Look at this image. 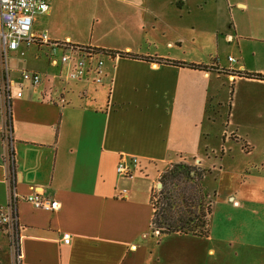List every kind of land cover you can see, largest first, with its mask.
Segmentation results:
<instances>
[{
    "label": "crops",
    "instance_id": "crops-1",
    "mask_svg": "<svg viewBox=\"0 0 264 264\" xmlns=\"http://www.w3.org/2000/svg\"><path fill=\"white\" fill-rule=\"evenodd\" d=\"M127 4L123 32L151 41L108 47L133 56L109 58L103 82L68 78L71 64L52 65L46 46L31 44L33 60L9 67L15 79L20 70L43 75L23 83L8 110L0 97V205L17 193L18 264H264V77L255 76H264V0ZM20 45L12 51L22 55ZM129 155L140 168L117 174ZM177 162L204 170L211 210L202 235L152 229L151 194ZM35 191L59 207L23 200ZM15 260L0 234V264Z\"/></svg>",
    "mask_w": 264,
    "mask_h": 264
},
{
    "label": "built area",
    "instance_id": "built-area-1",
    "mask_svg": "<svg viewBox=\"0 0 264 264\" xmlns=\"http://www.w3.org/2000/svg\"><path fill=\"white\" fill-rule=\"evenodd\" d=\"M48 11L47 0H0V97L8 106L7 110L12 98L22 95L23 83L34 86L43 79L41 73L29 70H20L18 79L11 76L7 55L10 51L16 50L20 44L46 46L48 59L52 65L71 64L68 78L77 80L86 75H92L94 82L97 83L103 82L105 77L102 56L108 55L109 58L119 56L117 52L90 45L51 40L44 30L33 31L34 16L46 14ZM228 60L232 61L233 58L228 57ZM9 161H12V154L9 156ZM139 168L140 162L136 155L120 156L116 164L117 174L124 176H131ZM158 188L159 186L156 185L155 190ZM17 198V193L11 191L8 202L0 205V234L6 235L14 246L16 256L14 264H18L19 258L16 248L18 222L15 203ZM23 200L29 202L34 208L42 210H55L59 207V202L47 200L37 191L23 196ZM68 237L67 233L63 234V238Z\"/></svg>",
    "mask_w": 264,
    "mask_h": 264
},
{
    "label": "rangeland",
    "instance_id": "rangeland-1",
    "mask_svg": "<svg viewBox=\"0 0 264 264\" xmlns=\"http://www.w3.org/2000/svg\"><path fill=\"white\" fill-rule=\"evenodd\" d=\"M49 4L52 14L50 16L36 14L33 27L48 31L55 30L61 38L64 35H70L73 41L81 45L92 46L91 43H99L105 45V50L111 51L114 50L108 47L122 45L129 40L138 43L143 42L144 46H147L151 41L141 35L132 39L131 37L134 35L127 36L123 32V28L131 21L128 15L127 0H49ZM137 13L139 12L137 11ZM212 42L211 39L210 44ZM153 48L154 44L152 43L151 49ZM20 50L23 51L22 55L18 51L8 53L7 63L10 68L20 67L24 58L30 57L32 59L35 48L31 44H21ZM210 51V53H205L202 56L208 61L216 58V52L213 51V48ZM218 54L222 57L224 51L220 49ZM102 59L104 65L110 61L108 55L102 56ZM191 165L196 166V163H191Z\"/></svg>",
    "mask_w": 264,
    "mask_h": 264
},
{
    "label": "trees",
    "instance_id": "trees-1",
    "mask_svg": "<svg viewBox=\"0 0 264 264\" xmlns=\"http://www.w3.org/2000/svg\"><path fill=\"white\" fill-rule=\"evenodd\" d=\"M120 54L130 55L123 52H119ZM187 65L192 68H204L192 63ZM255 76L264 77L260 74ZM203 174L204 170L184 162L173 163L161 173L160 187L151 194L154 231L160 234L197 235L206 232L211 202L201 184Z\"/></svg>",
    "mask_w": 264,
    "mask_h": 264
},
{
    "label": "water",
    "instance_id": "water-1",
    "mask_svg": "<svg viewBox=\"0 0 264 264\" xmlns=\"http://www.w3.org/2000/svg\"><path fill=\"white\" fill-rule=\"evenodd\" d=\"M158 186L160 187V183L158 184Z\"/></svg>",
    "mask_w": 264,
    "mask_h": 264
}]
</instances>
